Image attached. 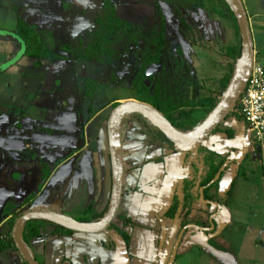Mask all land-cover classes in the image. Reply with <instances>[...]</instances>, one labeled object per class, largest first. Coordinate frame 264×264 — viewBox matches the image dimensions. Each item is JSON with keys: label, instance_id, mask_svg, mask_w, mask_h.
<instances>
[{"label": "crops", "instance_id": "0c3cea01", "mask_svg": "<svg viewBox=\"0 0 264 264\" xmlns=\"http://www.w3.org/2000/svg\"><path fill=\"white\" fill-rule=\"evenodd\" d=\"M242 1L251 26L256 59L264 51V0ZM111 2L121 20L138 26L154 21L156 2L161 7L166 4L165 0ZM184 3L177 12L197 16L203 11L215 19L219 16L214 9ZM102 8L103 0H0V264H27L14 243L9 244L15 222L21 215L55 212L79 220L91 212L105 215L108 210L112 188L109 117L117 104L139 99L106 94L114 83L113 62L77 60L61 49L85 42L97 28L96 18ZM223 19L237 32L232 19ZM20 24L39 36L49 50L48 57L27 52L26 43L18 34ZM211 35L212 38L205 35L206 39L226 45L220 34ZM230 65L235 69V64ZM209 78L206 80L212 79ZM89 82H92V95L87 93ZM184 96L195 102L205 98L197 99L196 92ZM236 119L231 118L229 123L240 127L246 141L245 124L242 119V123ZM156 130L159 129L139 113H130L122 125L124 187L112 224L125 231L134 229V264H142V260L156 262L159 219L169 231L174 218L165 215L175 198L182 204L184 185L188 181L195 180L199 190L198 181L208 152L217 154V162H223L226 176L230 177L216 192V201L222 205L221 214L235 210L250 216L251 220L264 215L263 176L260 178L255 170L256 162L264 161V157L257 154L252 141L242 149V141L238 142L231 126L211 135L214 141H224L230 146L223 155L215 146L208 148L204 143L195 150L176 151ZM227 130H232L234 136H228ZM249 155L254 160L251 163ZM245 162L249 165L244 167ZM233 181L236 182L229 198L227 192ZM260 186L259 197L251 193L238 203L241 189L246 188V193ZM199 208L203 206L199 204ZM216 210V206H209L210 214ZM177 212L184 221L192 219L194 213L187 214L181 205ZM220 216L216 233L212 235L223 232L225 236L210 240L209 254L197 248L192 254L180 256L178 264H264L262 258L255 256L259 250L264 252V233L263 241L253 240L249 250H237L231 247L230 236L226 235L230 224L225 226ZM202 218L206 214L202 213ZM110 231L111 228L100 234L61 236L53 227L46 226L42 236L31 239L29 245L40 264H115ZM144 246L154 249L153 257L145 259L143 249L137 252L136 249Z\"/></svg>", "mask_w": 264, "mask_h": 264}, {"label": "trees", "instance_id": "16d2710c", "mask_svg": "<svg viewBox=\"0 0 264 264\" xmlns=\"http://www.w3.org/2000/svg\"><path fill=\"white\" fill-rule=\"evenodd\" d=\"M217 2L219 8L214 9V12L220 15L222 18L232 19L236 30L238 29L239 34V40L237 44H234L232 46H226L222 44L219 45L223 53H225L234 61H237L241 55V37L237 21L225 0H217ZM154 10L155 16L158 18V25L156 27H153L149 37H146L148 38V44L143 51V58L139 63L140 65L134 79L133 88L140 90V94L142 95V99H139L140 102L153 106L155 109L161 112L178 130L185 133L192 132L198 126L205 122L209 114L218 104L219 99L214 96H209L195 102L189 99L187 96L181 94L179 92V86L175 87V83L173 82L175 81V75L173 77V75L169 74V72L167 71V64L165 62V59L169 60V45L167 42L168 24L162 8L158 2L155 3ZM180 21L182 27L186 28L187 31L190 32V35H188V39H190L191 42L195 44L197 41L195 39L196 35L194 34L192 25L184 17H181ZM96 24L97 28L95 29V31L88 35V42L82 41L74 47L63 46L61 49L70 53L72 57L77 60H84L88 62L96 61L101 63L104 61L113 62L117 55L115 45L126 40L127 45L133 44L135 46H138L140 41L145 38L144 32L140 26L121 20L117 16L116 9L111 0H103V8L96 18ZM18 34L26 43L27 52L41 58L49 56V50L33 30L20 24ZM208 45L209 44H207L206 46ZM179 54H181V50L178 48L177 55ZM153 64L161 65V70L157 75L147 77L146 70ZM233 72L234 67L233 65H230L228 74L220 81V88L223 91L227 89ZM147 79L149 82L148 85L145 83ZM91 84L92 82H89V90L87 92L90 95H92V93L90 92V88L92 89ZM97 88L99 89V86H97ZM96 90L97 89H95L94 92ZM117 106L118 104L115 107ZM237 109L238 108H236V110L233 111L230 115H233L238 119L241 118V116L238 114ZM219 127L214 133L221 132ZM156 133L160 136L161 139L173 146V143L166 137L163 132H161L160 130H156ZM227 135L233 137V131L227 130ZM217 159L218 156L216 153H207L206 160H204V171L202 176H199L200 180L198 181V183L200 184L199 188L205 187V199L211 201H214L217 198L216 192L218 191L217 189L220 180L210 188H207V186L215 178L223 165V162H217ZM235 182L236 181L232 182L231 187L227 192L229 198L232 196ZM195 187V180L188 181L184 185L182 193V204L178 201V198H175V201L165 215L166 218L173 219L180 205L182 206V208L187 210V214L195 211L202 213L204 212V214L208 213L209 206H207V209L205 211L199 208L200 194L199 190H195ZM11 212H13V209ZM103 217L104 215H98L91 212L89 216L79 219L78 221L94 222L101 220ZM189 221L203 226L208 225L206 219H187L185 220V223H188ZM126 223H128V221H126L125 224ZM46 226L53 227L55 229V233L61 236H71L75 233L71 230L55 226L51 223L43 221H31L24 226L23 235L25 241L29 243L31 239L41 237ZM110 228L111 231L120 234L125 240L128 248H130V235L127 234L123 228L116 227L113 224ZM9 240V244L13 245L11 237H9ZM3 245L7 246L6 244ZM181 255L182 252L178 251L177 259Z\"/></svg>", "mask_w": 264, "mask_h": 264}, {"label": "rangeland", "instance_id": "374dc122", "mask_svg": "<svg viewBox=\"0 0 264 264\" xmlns=\"http://www.w3.org/2000/svg\"><path fill=\"white\" fill-rule=\"evenodd\" d=\"M165 1L166 4L162 5L161 8L168 24V30H167V35H168L167 42L169 45L168 56L169 58L170 57L176 58V60L174 61L172 59L170 60V62L173 63V65L169 67L167 66L168 68L167 71L169 72V74L173 75V77L175 75L174 77L175 81H173L175 83V87L179 86V92L183 95L185 94L189 96V94L196 92L199 95V97H196L197 99L214 96L220 100L224 92L220 88V80H222L228 74L230 64L236 65V61L229 58L225 53H223L219 44H216L215 42H211L209 39H206L205 35L212 38L213 36L211 34L218 33L222 36L223 42L226 44V46H232L239 40L238 29L237 32L234 31L235 32L234 33L231 30L232 29L231 26L227 23L228 21L224 20L220 15L217 17V19H215L212 18L211 15H207V13L203 11L200 14H196L197 16H194L193 14L190 16V15H186L185 13L181 15V13L179 14L177 12L178 7H180V5L182 4H185L184 2H188L190 6L198 5L202 7V9H216V8L218 9L219 7L217 0H165ZM181 17H184L192 25L194 34L196 35L195 39L197 41L195 44H193V42H191V40L188 39L189 38L188 35H190V32H188L186 28L182 27L180 21ZM157 25H158V18L156 16L153 22H148L147 24L145 23L142 26L139 25L144 32L145 38L140 41L138 46H135L133 44L127 45L126 40L115 45V50L117 52V55L115 57V60L113 61L114 83L107 89L106 94L108 93L109 96L111 97H122V98L137 97L138 99H142L140 90L133 88V85H131V83H134V79L138 72V67L140 65L139 63L143 58V51L148 44V38L146 37H149L153 27H156ZM88 40L89 39L87 36L85 42H88ZM207 44L209 45L206 46ZM178 47H181L185 55L180 57L179 55H177ZM197 52L199 53L197 54ZM256 61L261 63L262 65L264 64L263 50L261 51V54L257 56ZM207 77L208 78L212 77V79L207 81L206 80ZM212 89H217V90L214 91ZM233 117L235 116L230 115L226 119V121H224L220 125L219 129L222 131L225 128H229L232 126L234 128L236 138L237 140H239L238 142L240 143L242 141L241 142L242 149L244 148L246 149L248 145L245 141V135L240 130V127L239 126L236 127L229 123L230 122L229 120H231V118ZM241 118L236 119L238 123L241 122ZM213 137L214 135L208 138L204 142V146L206 145V147L208 148L209 147L213 148L215 146V149L218 150V152L221 155L225 154L227 150L230 148V146H228L227 143H225L224 141L223 142L214 141L212 139ZM239 148L241 149V147ZM250 157L251 155H249V161L251 163L254 160L252 158L250 159ZM246 164L249 165L248 162H245L244 167ZM255 166H256L255 170L259 173L260 178L261 176H263L261 180H262V184L264 185V161L259 160L258 162H256ZM223 181L225 183L229 182L230 177L226 176ZM241 190L242 192L241 193L239 192L237 195L239 200L238 203H240L241 200L246 199L249 196L248 194L251 195V193H253L254 196L257 198L260 196L262 191L261 186L256 187V189L253 188V191L248 190L246 191V193H245L246 188ZM235 212H236L235 217H232L231 215L232 213L229 214L227 211H224L221 214L220 219L221 221H223V224L225 226L227 224H230L229 232H227L228 234L226 233V235L230 236L231 247L237 250H240L241 248H247L246 250H249L251 248L250 246L253 240L261 239L263 241L264 215L260 216L258 220L256 219L251 220L252 218H248L250 216L242 215L237 211ZM177 215L178 214H176L174 220H172L169 224L167 242L165 245V249L163 250L161 255H158V252H156L158 248V237H159V232H156V237H155L156 262L154 264L158 263L160 257H165L166 259L169 258L171 248L179 233L178 231L181 228V222H182V220L180 219L181 216L178 217ZM132 229L133 228H131V230H126V233L130 235L129 252H131V260L133 261L134 264V260H133L134 255L132 252L136 246L133 244L134 241L132 242V238H133L132 235L134 233V229L133 230ZM224 236L225 235L223 232H217V234L214 237L213 235H207V243H208L207 245L211 247L210 246L211 243L209 242L211 239H217V238L220 239L223 238ZM152 247L149 248V246L148 247L144 246L136 250L137 252L144 250L143 253L144 255L142 256L146 259L147 256H151V255L152 257L154 256L155 252L154 249H152ZM197 248H200L201 251L209 254V250L207 246H203L198 240H196V234L194 232H186L182 240L181 257L183 258L185 254L187 255L192 254L194 252V249ZM255 256H257V258L259 257L262 258L261 260H263L264 262V252L262 250L256 252ZM181 257L176 260L175 264L179 263V261L182 259ZM186 261L191 262L190 260H186ZM142 264H152V263L142 260Z\"/></svg>", "mask_w": 264, "mask_h": 264}, {"label": "water", "instance_id": "95a60500", "mask_svg": "<svg viewBox=\"0 0 264 264\" xmlns=\"http://www.w3.org/2000/svg\"><path fill=\"white\" fill-rule=\"evenodd\" d=\"M225 1L234 14L240 31L241 55L236 61L235 69L227 89L223 92L218 104L209 114L205 122L198 126L194 131L185 133L175 128L161 112L149 104L139 101H127L118 104V106L115 107L110 114L107 129L109 153L111 159L112 188L109 207L106 214L101 220L94 222H81L71 216L55 212H30L21 215L16 220L13 227L12 240L14 245L25 258L27 264H40L36 260L31 246L24 239L23 230L24 226L28 222L43 221L67 230H71L75 233L84 234H100L110 230V227L118 213L123 193L124 164L122 150V125L124 119L130 113H139L147 118L155 127H157L166 135V137L173 143L174 149L176 151H187L198 149L218 129V127L224 121H226L229 115L235 111L238 101L248 83L252 72L255 60V49L251 26L243 1ZM156 68V65H151L148 67L146 70V76H152ZM146 84L148 83L146 82ZM197 129L198 132H196ZM246 143L247 145L252 143L248 134L246 135ZM255 150L261 157V148L256 146ZM225 167V165L221 167L207 188H210L219 180V185L224 182L223 180L227 175ZM233 174L234 172H231V175ZM196 190H198L197 187ZM204 191L205 187L199 188V203L203 206L201 210L205 211L207 206H216L217 208V210L211 214L209 213L208 209V213L206 214V217L209 215L208 219L210 228L194 223L185 226L177 238L167 264H175L183 236L189 231L194 232L196 234V240H198L203 246H207L208 250L211 251L212 248L207 245V235L209 233L215 232L217 224L216 222L218 221L219 223L222 205L219 203V201L205 199ZM159 224L160 233L157 252L158 255H161L168 236V230L162 219H159ZM109 238L115 248V264H131L129 248L123 237L116 232L110 231ZM212 252L214 251L212 250ZM164 261L165 258H161L160 264H164Z\"/></svg>", "mask_w": 264, "mask_h": 264}, {"label": "built area", "instance_id": "2783aa9c", "mask_svg": "<svg viewBox=\"0 0 264 264\" xmlns=\"http://www.w3.org/2000/svg\"><path fill=\"white\" fill-rule=\"evenodd\" d=\"M237 106L246 133L250 140L261 148V155L264 157V65L256 59Z\"/></svg>", "mask_w": 264, "mask_h": 264}, {"label": "flooded vegetation", "instance_id": "af4514ba", "mask_svg": "<svg viewBox=\"0 0 264 264\" xmlns=\"http://www.w3.org/2000/svg\"><path fill=\"white\" fill-rule=\"evenodd\" d=\"M181 15H183V14H181ZM180 50H181V54H179V57L180 56H183V50L181 49V47H178ZM177 48V49H178ZM176 60V58H174V57H170L169 58V60L168 59H165V62H166V64H167V66L169 67V66H172L173 65V63H171L170 62V60ZM153 65H156V64H153ZM156 69L154 70V74L152 75V76H154V75H157L158 73H159V71L161 70V65H156ZM146 82L149 84V82H148V79L146 80ZM145 82V83H146ZM147 84V85H148ZM191 218L194 220V219H202V212H194L193 213V215L191 216ZM209 215H208V217H206V220H207V222H208V225H206L205 227H207V228H210V223H209ZM192 219H189V220H192ZM194 222H191V221H189L188 223H185V221L182 219V222H181V228H180V230L178 231L179 233H178V235H177V237H176V240H175V242H174V244H173V246H172V248H171V251H170V255H171V253H172V250H173V247H174V245H175V243H176V241H177V238H178V236H179V234H180V232H181V230L185 227V226H187V225H189V224H193ZM194 224H196V223H194ZM197 225H199V224H197ZM168 230V229H167ZM169 232V231H168ZM159 233H160V230H159ZM214 233H216V232H212V233H209L208 235H212V234H214ZM186 234V233H185ZM185 234H184V236H185ZM184 236H183V238H184ZM183 240V239H182ZM166 242H167V239H166ZM210 242V241H209ZM165 245H166V243H165ZM181 245H182V242H181V244H180V248H181ZM158 246H159V237H158ZM211 246V245H210ZM180 248H179V250L178 251H180ZM165 249V246H164V248H163V250ZM157 251H158V248H157ZM163 252V251H162ZM170 255H169V257H170ZM161 258H165V257H160V259ZM169 260V258L168 259H166L165 258V261H164V264H167V261ZM157 264H160V260L158 261V263Z\"/></svg>", "mask_w": 264, "mask_h": 264}, {"label": "bare ground", "instance_id": "6f19581e", "mask_svg": "<svg viewBox=\"0 0 264 264\" xmlns=\"http://www.w3.org/2000/svg\"><path fill=\"white\" fill-rule=\"evenodd\" d=\"M196 132H198V129L196 130Z\"/></svg>", "mask_w": 264, "mask_h": 264}]
</instances>
